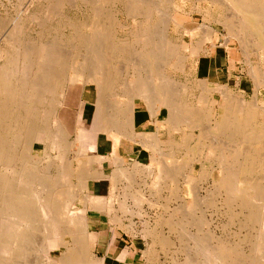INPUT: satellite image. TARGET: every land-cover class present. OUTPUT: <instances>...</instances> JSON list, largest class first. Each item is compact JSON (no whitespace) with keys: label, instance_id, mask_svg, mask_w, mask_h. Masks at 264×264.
I'll list each match as a JSON object with an SVG mask.
<instances>
[{"label":"rangeland","instance_id":"rangeland-1","mask_svg":"<svg viewBox=\"0 0 264 264\" xmlns=\"http://www.w3.org/2000/svg\"><path fill=\"white\" fill-rule=\"evenodd\" d=\"M66 1L0 0V92L3 91L0 109L4 101L17 114L16 123H11L12 128L6 131L9 116H0V137L7 141L0 145V153L9 148L15 155L10 167L0 164V197L14 198L22 190L34 209L32 226L8 211L5 214L13 219L4 221L3 209L0 210V233L8 228L6 238H12L8 244L2 245L0 241V261L59 264L60 257L72 254L73 239L79 235L74 229L88 228L89 212L95 206L106 212L110 203L89 191L93 180L106 175L101 162L112 159L120 142L126 141L112 127L117 122L116 127L129 126L128 135L135 142L148 144L153 155L150 164L136 162L130 168L124 163L127 166L124 177L115 178V170L108 175L114 190L121 185L129 193L115 196V202L128 198L134 210H115V214L107 211L112 224L107 214L92 212V218L97 220L95 226L102 222L105 232L98 233V227L96 230L95 226L90 227L87 257L91 264H106L103 244L95 247L92 240L99 235L103 243L112 242L113 252L128 245L132 251L134 247V258L128 264H259L260 261L264 264V244L262 250L257 249L262 222L248 218L250 206L260 208V205L254 202L257 200L247 201L249 196L254 197L252 191L245 189L241 196L234 195L231 188L221 184L217 145L222 144V155L232 166L231 152L241 144L244 147L245 129L264 135V47L256 29L245 24L242 14L225 0H92L99 2L96 5L91 0L70 3L68 0L69 4ZM127 5L133 9L130 13ZM148 6L153 8L148 10ZM98 9H102L100 13ZM64 16H70L69 22ZM43 23L47 25L43 27ZM46 53L49 56L55 53L58 64L41 67L40 61L51 58ZM101 55H104L102 62L98 59ZM179 56L182 61L176 65ZM88 60L93 67L89 62L86 66ZM48 67L59 73L58 83L54 80L48 82L50 85L47 83L48 88L45 84L32 87L37 76H42V69L46 71ZM99 71L113 79L112 90L100 92L88 81L93 76L101 79ZM79 72L83 77L77 76ZM87 72L95 74L91 78ZM6 85L9 89L3 90ZM99 95H104L103 99ZM165 96L175 103L174 110L187 111L178 115L179 124L166 122ZM100 99L108 105V120H113L104 121L102 130L97 129L94 121ZM53 105L54 112L50 114L48 108ZM140 105L151 111L154 108L153 112L148 110L149 117L156 118L155 128L149 126L150 131L137 124ZM159 109L163 111L158 113ZM26 112L31 114L26 116ZM26 118L44 127L49 124L53 135L34 136L32 127L24 126ZM144 126L148 129L147 123ZM107 138L114 145L111 156L98 153L101 149L98 142ZM251 148L254 152L258 150L257 145ZM67 166L75 169L68 178L63 173ZM82 172L86 178L81 185ZM44 185L59 190L60 194H48L42 189ZM3 191L8 193L4 192V196ZM47 199H53L52 207L45 204ZM110 204L108 207L112 209ZM54 219L59 220L58 228L50 227ZM68 230L71 232L66 234ZM23 232L29 234L24 236L26 239L21 235ZM234 246L238 253L234 249L224 250Z\"/></svg>","mask_w":264,"mask_h":264},{"label":"bare ground","instance_id":"bare-ground-1","mask_svg":"<svg viewBox=\"0 0 264 264\" xmlns=\"http://www.w3.org/2000/svg\"><path fill=\"white\" fill-rule=\"evenodd\" d=\"M55 1V0H54ZM62 1V0H61ZM68 1V0H67ZM66 1V2H67ZM70 1H72V0H69V3H70ZM81 1V0H80ZM94 1V0H93ZM98 1V0H97ZM221 1V0H220ZM51 2V1H50ZM87 2H90V1H87ZM95 2V1H94ZM93 2V3H94ZM225 2H228V4L233 8V9H235V11H237V12H240L241 14H242V17H244V19H245V21L247 22V23H245V24H247L248 26H252L253 28H255L256 29V33L258 34V37H259V40H263L262 42H263V47H264V0H225ZM57 1H56V3H55V5H56V7H57ZM59 3H60V1H59ZM68 3V2H67ZM68 3V4H69ZM72 3V2H71ZM91 3H92V0H91ZM91 3H90V5H91ZM92 3V4H93ZM97 3V2H96ZM96 3H94L95 5H96ZM99 3V2H98ZM97 3V4H98ZM100 3H103V1L102 2H100ZM52 4V3H51ZM54 4V3H53ZM93 4V5H94ZM105 4V3H104ZM72 5V4H71ZM85 5V4H84ZM75 6V5H74ZM51 7V6H50ZM55 7V6H54ZM96 9L98 8V7H95ZM127 10H128V12L130 13L133 9H132V7H130L129 5H127ZM153 7H149L148 6V10H150V9H152ZM93 11L95 10V9H92ZM99 11H98V13H100V11L102 10H100V9H98ZM54 11H57V10H54ZM107 11H108V9H107ZM106 11V12H107ZM94 12H97V10H95ZM103 12V11H102ZM111 12V11H110ZM52 13V12H51ZM98 13H95V14H97V16H98ZM114 13V12H113ZM143 13V12H142ZM146 13H149L148 11L146 12ZM53 14V13H52ZM61 14V13H60ZM64 15V14H63ZM100 15V14H99ZM104 15V14H103ZM102 15V16H103ZM144 15H146V14H144ZM55 16V15H54ZM57 16V15H56ZM55 16V17H56ZM60 16V15H59ZM68 16V15H67ZM135 16V15H134ZM48 17V16H47ZM65 17V21H66V16H64ZM94 17V16H93ZM95 17H96V15H95ZM41 18V17H40ZM68 18H70V16L68 17ZM67 18V19H68ZM72 18V17H71ZM116 18V17H115ZM135 18V17H134ZM241 18V17H240ZM73 19V18H72ZM86 19V18H85ZM46 20V19H45ZM61 20V19H60ZM79 20V19H78ZM107 21H108V19H107ZM45 22V21H44ZM61 22V21H60ZM68 22H69V19H68ZM62 23V22H61ZM89 23V22H88ZM88 23L86 24V25H88ZM113 23V22H112ZM39 24H40V22H39ZM44 24V23H43ZM73 25L74 24H76V23H72ZM71 23H70V25H72ZM107 24V23H106ZM45 25H47L46 23L43 25V27L45 26ZM55 25V24H54ZM57 25H59L60 26V24H58L57 23ZM69 25V24H68ZM77 25V24H76ZM84 25H85V23H84ZM90 25H92L91 23H90ZM116 25V24H115ZM39 26V25H38ZM40 26H42L41 24H40ZM50 26H51V23H50ZM75 26V25H74ZM105 26H107V25H105ZM143 26H145L144 28H146V27H148V26H146V25H143ZM77 27V26H76ZM100 27V26H99ZM115 27V26H114ZM123 27V26H122ZM73 28V27H72ZM101 28V27H100ZM148 28H150V27H148ZM251 28V27H250ZM56 29V28H55ZM123 29V28H122ZM77 30V29H76ZM154 31H155V28H154ZM157 32V31H156ZM82 33V32H81ZM80 33V34H81ZM255 33V34H256ZM64 34V33H63ZM59 35V34H58ZM112 35V34H111ZM159 35V34H158ZM99 36V35H98ZM75 38V37H74ZM155 38H157V37H155ZM56 39V38H55ZM97 39H98V37H97ZM158 39V38H157ZM101 40H99V42H100ZM56 42H57V40H56ZM87 42V41H86ZM157 42H158V40H157ZM74 43V42H73ZM160 43V42H159ZM48 44H49V42H48ZM98 44H100V43H98ZM52 45V44H51ZM51 45H49L50 47H52L53 45H55L54 43H53V45L51 46ZM85 45V44H84ZM117 45V44H116ZM163 45V44H162ZM61 46V45H60ZM96 46H98L97 45V43H96ZM49 47V48H50ZM63 47V46H62ZM120 47V46H119ZM119 47H118V49H119ZM157 47H159V46H157ZM162 47V46H161ZM25 48V47H24ZM57 48V47H56ZM58 48H59V46H58ZM64 48V47H63ZM121 48V47H120ZM164 48V47H163ZM162 48V49H163ZM29 49H30V47H29ZM60 49H61V47H60ZM95 49V48H94ZM100 49V48H99ZM99 49H97L96 48V50H99ZM102 49V48H101ZM26 50H28V49H26ZM31 50V49H30ZM43 50V49H42ZM46 50V49H45ZM47 50H49V49H47ZM58 50V49H57ZM164 50V49H163ZM16 51H17V49H16ZM45 52H47V51H45ZM55 52V51H54ZM64 52V51H63ZM170 52H171V50H170ZM51 53H53V52H51ZM57 53V52H56ZM61 53H62V51H61ZM29 54V53H28ZM32 54H34L33 52H32ZM31 54V55H32ZM47 54V53H46ZM70 54V53H69ZM94 54V53H93ZM158 54V53H157ZM172 54V53H171ZM35 55V54H34ZM48 55V54H47ZM51 55V54H50ZM54 55H55V53H54ZM49 56L48 55V57H51L50 58V60L49 61H47V62H44V61H40V62H42L41 63V67H45L47 64L48 65H53V64H58V62L56 61V58L57 57H55V56ZM60 55H62V54H60ZM63 55H64V53H63ZM66 55V54H65ZM64 55V56H65ZM85 55V54H84ZM105 55V54H104ZM104 55H101V57L100 58H98V59H100V61L102 62V60L101 59H103L102 58V56H104ZM172 55H174V54H172ZM176 55H177V52H176ZM18 56V55H17ZM82 56V55H81ZM92 56V55H91ZM31 57H33V55L31 56ZM30 57V58H31ZM52 57H54V58H52ZM83 57V56H82ZM97 57V56H96ZM96 57H95V60H96ZM99 57V56H98ZM151 57V56H150ZM158 57V56H157ZM159 57H160V55H159ZM162 57V56H161ZM177 57V56H176ZM15 58V57H14ZM178 58V57H177ZM33 59V58H32ZM41 59V58H40ZM48 59V58H47ZM86 59H87V57H86ZM89 59V58H88ZM97 59V60H98ZM1 60V59H0ZM34 60V59H33ZM69 60V59H68ZM91 60V59H90ZM93 60V59H92ZM95 61L96 63H97V65H98V63H100V62H98V61ZM178 60V59H177ZM3 61V60H2ZM35 61V60H34ZM46 61V60H45ZM59 61V60H58ZM65 61V60H64ZM181 61H182V59H181V56H179V61H177V63H175L176 65L177 64H179V63H181ZM37 62V61H36ZM81 62V61H80ZM88 62H89V60L87 61V64H86V66H88V65H90V64H88ZM95 62H93V64H94V66L96 65V63ZM3 64V63H2ZM34 64V63H33ZM40 64V63H39ZM63 65V64H62ZM82 65V64H81ZM97 65H96V67H97ZM102 66H103V64H101ZM29 66H31V65H29ZM83 66V65H82ZM91 67H93L92 66V64L90 65ZM99 67H100V65H98ZM162 66V65H161ZM32 67V66H31ZM65 67V66H64ZM91 67H89L88 69H90ZM104 67V66H103ZM183 67V66H182ZM49 68V67H48ZM48 68H46L47 70H48ZM50 68H51V66H50ZM50 68H49V71H45V69H42V70H44L43 72H42V76H40V74L37 76L38 78H37V81L36 80H34V82L31 84V86L33 87L35 84L36 85H38L39 86V84L40 85H43V84H45V86L47 87V83L48 82H52V81H54V80H57V83H58V75H59V73H57L56 72V70L54 71V70H51L50 71ZM66 69V68H65ZM85 69V68H84ZM87 69V68H86ZM87 69V70H88ZM91 70V69H90ZM92 70H93V68H92ZM102 70V69H101ZM83 71V70H82ZM148 71V70H147ZM89 72V71H88ZM87 72V74H89ZM7 73V72H6ZM6 73H5V75H6ZM29 73V72H28ZM66 73V72H65ZM76 73H77V71H76ZM80 73V72H79ZM99 73H100V75H99V77L101 78V79H98L97 78V76L96 77H94L93 75L95 74V72L94 73H92V74H89V75H91L90 77L92 78V76H93V78L92 79H90V80H88L89 82H91V84H93L94 86L93 87H95V89L96 90H99L100 92H103V91H109V90H112V88H113V79L110 77V76H108L106 73H104V72H102V71H99ZM60 74H61V72H60ZM63 74H64V72H63ZM96 74H97V72H96ZM9 76L11 75V74H8ZM62 75V74H61ZM60 75V76H61ZM81 76L82 75V73H80V74H77V76ZM4 76V75H3ZM25 76V75H24ZM6 77L7 76H5V82H6ZM82 77H83V75H82ZM1 78V77H0ZM8 78H10V77H8ZM8 78H7V80H8ZM27 78H28V76H27ZM60 78V77H59ZM76 78V77H75ZM29 79V78H28ZM27 79V80H28ZM10 80V79H9ZM7 81V82H10V81ZM36 81V82H35ZM73 81H75V79L73 80ZM166 81H167V79H166ZM170 81V80H169ZM55 82V81H54ZM168 82V81H167ZM3 83V82H2ZM161 83V82H160ZM126 84V83H125ZM146 84V83H145ZM8 86H9V83L7 84ZM7 85L5 86V88H3V90H6V89H9V87H7ZM48 85H50L49 83H48ZM161 85V84H160ZM54 86H56L55 84H54ZM92 86V85H91ZM146 86V85H145ZM2 87H4V86H2ZM42 87V86H41ZM41 87H39V88H41ZM43 87H44V85H43ZM52 87H53V85H52ZM171 87V86H170ZM48 88V87H47ZM46 88V89H47ZM51 88V87H50ZM54 88V87H53ZM52 88V89H53ZM145 88H148V86L147 87H145ZM215 88V87H214ZM2 89V88H1ZM43 88H41V90H42ZM55 89V88H54ZM50 90V89H49ZM146 90H149V89H146ZM150 90H154L153 88L151 89L150 88ZM149 90V91H150ZM37 91H38V89H37ZM148 91V92H149ZM1 92H3V91H1ZM1 92H0V94H1ZM5 92V91H4ZM41 92H43V91H41ZM98 92V91H97ZM135 92V91H134ZM40 93V92H39ZM142 93V94H141ZM144 93H145V91H144ZM37 94H38V92H37ZM99 94V93H98ZM102 94V93H101ZM133 94V93H132ZM162 94H164V92L162 93ZM5 95V94H4ZM7 95V94H6ZM40 95H41V93H40ZM125 95H126V93H125ZM130 95V94H129ZM136 95H137V93H136ZM135 95V96H136ZM9 96V95H8ZM38 96H39V94H38ZM54 96V95H53ZM101 98L102 97H104V95H99ZM138 96V95H137ZM140 96H144L143 95V92H140ZM164 96V95H163ZM130 97H131V95H130ZM151 97V96H150ZM150 97H148V99H150ZM167 96H165V98H164V100L165 99H167V100H165V101H167L166 102V108H165V112L167 111V109H168V112H166V115H167V117H166V122L167 123H177V121H178V115H182V114H184V113H186L187 111L185 110V108H183V111H182V108H180L181 110H174L173 108H175L174 107V105H175V103L173 102V100L170 98V97H167ZM32 99H33V97H32ZM103 99V98H102ZM147 99V100H148ZM38 100V99H37ZM152 100V99H151ZM169 100V101H168ZM27 101V100H26ZM35 101V100H34ZM44 101V100H43ZM171 101V102H170ZM169 102V103H168ZM254 102V101H253ZM6 103V104H5ZM44 103V102H43ZM51 103V102H50ZM148 103V106H149V104H151L150 103V101H148L147 102ZM163 103V102H162ZM52 104H53V102H52ZM255 104V103H254ZM254 104H252V105H254ZM2 105H3V108L2 109H0V116L1 115H3V114H8V120H9V122H7V125L8 126H6L5 125V128H4V130L6 131V129H8V127L9 128H12L11 127V123H13V124H15L16 123V116H17V114L15 113V111H14V108L9 104V103H7V102H2ZM110 105V104H109ZM250 105V104H249ZM256 105V104H255ZM254 105V106H255ZM36 106V105H35ZM51 106V105H50ZM153 105H150L149 107H152ZM155 106V105H154ZM107 107H108V105L106 104V103H104V102H102L101 101V99H100V101L96 104V111H95V125H97L98 126V128L97 129H99V130H102L101 129V124H104V121H106V120H108V118H107V115H108V111H107ZM149 107H147V108H149ZM257 107V106H256ZM43 109H44V106L42 107ZM41 108V109H42ZM46 108V107H45ZM48 108V107H47ZM52 108H54V105H53V107H50V108H48L49 109V111H50V114H53V112H54V110L52 109ZM158 108V107H157ZM34 109H36V108H34ZM129 109V108H128ZM151 108H149L148 110L149 111H151L150 110ZM40 110V109H39ZM39 110H38V112H39ZM44 110H47V109H44ZM43 110V111H44ZM153 110H154V108H152V111L151 112H153ZM160 111L158 112V113H161L162 111H163V109H159ZM257 110L258 109H256V112H257ZM42 111V110H41ZM48 111V110H47ZM255 111V110H254ZM46 112V111H45ZM178 112H179V114H178ZM40 113V112H39ZM44 113V112H43ZM29 114H31V113H28V112H26V116L27 115H29ZM38 114V113H37ZM149 114H151V113H149ZM124 118V117H123ZM111 118H109V120H110ZM108 120V121H109ZM180 120V119H179ZM111 121H113L112 119H111ZM110 121V123L112 124V122ZM117 121V120H116ZM184 121V120H183ZM206 121V120H205ZM127 122V121H126ZM182 121H180V123H181ZM24 123V122H23ZM116 123L117 122H115V124L112 126V127H114L113 129H114V131H115V133L117 134V136L119 137V138H121V137H124L126 140H128V141H134L133 139V137H130V135H128V132H127V130L129 129V126H124V128H123V126H119V127H116ZM184 123V122H183ZM189 123V122H188ZM177 124H179V123H177ZM127 125H131V126H133L134 125V123H127ZM25 127H28V126H30V127H32V130H33V132H34V136H38V137H41L40 135L42 134L43 135V137L44 136H46V137H50V136H52L53 135V132L54 131H52L51 130V127L52 126H50L49 124H47L46 125V127H44L43 125H40L39 123H31L29 120H27V118H26V121H25V125H24ZM103 126V125H102ZM135 126V125H134ZM209 126V125H208ZM157 128V127H156ZM197 129V128H196ZM80 131V130H79ZM26 132V131H25ZM109 132V131H108ZM154 132V131H153ZM80 133V132H79ZM104 133V132H103ZM114 133V132H113ZM115 133H114V135H115ZM139 133V132H138ZM146 133V132H145ZM57 134V133H56ZM86 134V133H85ZM147 134V133H146ZM145 134V135H146ZM156 134V133H155ZM240 134V133H239ZM243 134H245V143H244V147H243V145L241 144V146L240 147H235V149L234 150H232V152H231V156H233L232 157V166H228V160L222 155V150H223V148H222V144L220 143V142H218V151H219V153H218V155H220L219 156V158H218V168L221 170L220 171V178H221V180H220V182H221V184L222 185H225L226 187H229V188H231L232 189V194H236V195H240V194H242V191H245V189H248L249 191H252V195L254 196L253 198H251V196H249L250 198H248V202H249V200H257V201H259V202H257V201H254L255 203H256V205H260V208H256V207H254V208H251V206H250V208H249V214H248V218H252L253 220L254 219H259L261 222H262V230L260 231V233H259V235H258V241H259V247L257 248V249H261L262 247H263V244H264V173H263V168H264V163H263V158H264V143H263V133L262 134H258V133H253L252 132V130H250V129H245V131L243 132ZM58 135V134H57ZM106 135H107V133H106ZM149 135V134H148ZM150 136V135H149ZM152 136V135H151ZM150 136V137H151ZM56 137V136H55ZM109 137V136H108ZM149 137V138H150ZM61 138V137H60ZM111 138V137H110ZM237 138H239V137H237ZM31 139V138H30ZM113 139V138H112ZM155 139V138H154ZM56 140V139H55ZM114 140V139H113ZM32 141V140H31ZM53 141H54V139H53ZM69 141V140H68ZM116 141V140H115ZM118 141V140H117ZM217 141V140H216ZM220 141V140H219ZM5 142H7V141H5V139H2L1 137H0V145H4V143ZM63 142V141H62ZM242 142H244V140L242 141ZM117 143V142H116ZM225 143V142H224ZM152 144V143H151ZM226 144V143H225ZM60 145V144H59ZM146 145H148V144H146ZM252 145H257L258 146V150H256L257 152H254V151H252V148H251V146ZM57 147V146H56ZM78 147V146H77ZM53 149V148H52ZM217 150V149H216ZM67 152V151H66ZM116 153L114 154V155H112L113 156V158H112V160H114L115 161V166H116V169H114L115 170V178H120V176L121 177H124V176H126L127 175V166H124V163H125V161L123 160V158H122V156H121V154H120V150H119V148L118 149H116V151H115ZM80 153V152H79ZM66 154V153H65ZM224 154V153H223ZM46 156V155H45ZM103 156V155H102ZM101 156V157H102ZM102 158H104V157H102ZM14 159H15V155L11 152V150L8 148L7 149V151H5L4 153H0V164L2 165V166H7L8 165V167H10L11 166V163L14 161ZM260 160H262V162L260 163ZM154 162V161H153ZM157 162H158V160H157ZM73 163V162H72ZM128 163V162H127ZM143 165V164H142ZM73 166V165H72ZM129 167V166H128ZM153 167V166H152ZM76 168V167H75ZM143 168H144V166H143ZM150 168V167H149ZM166 169V168H165ZM215 169V168H214ZM72 170H75V169H72V168H70V166H67L66 168H64V174H66L67 175V178L69 177V176H71V174H72ZM173 173V172H172ZM84 174H85V172H84ZM149 174H150V172H149ZM82 175V176H81ZM81 175H79V176H81V177H79V179H80V182H81V185L83 184V182H84V179L86 178V177H83V172L81 173ZM167 175H168V173H167ZM169 175H170V173H169ZM174 175V174H173ZM89 176H90V174H89ZM165 178V177H164ZM76 179V178H75ZM88 179V178H87ZM67 180V179H66ZM129 180V179H128ZM189 181V180H188ZM190 182V181H189ZM5 186V185H4ZM41 186V185H40ZM160 186H162V185H160ZM217 186V185H216ZM42 187V186H41ZM4 188V187H3ZM52 187L51 186H49V185H44L43 186V188L42 189H45V191L46 192H48V194H52V195H59L60 194V192H59V190H58V192L57 191H53V190H50ZM5 189H6V187H5ZM18 189V188H17ZM161 189V188H160ZM16 190V189H15ZM19 190V189H18ZM224 190V189H223ZM240 191H241V193H240ZM5 191H3V193H4ZM28 192V191H27ZM217 192H218V190H217ZM222 192V191H221ZM5 193H8V191L7 192H5ZM5 193H4V196H5ZM11 193H16L15 191L14 192H12L11 191ZM220 193V192H219ZM33 194V193H32ZM227 194V193H226ZM16 197H14V198H8V197H3V198H1L0 199V202L3 204V206L1 205L0 206V210L2 211V209H3V212L4 211H8V212H12L14 215H16V217L18 218V220L19 221H21L22 222V220L23 221H25V224H26V222H27V225L29 224V225H31L32 226V224H31V222H32V219H33V212H34V209L32 208V207H30V204H28L29 202V200H27L26 198H24V195H23V191L21 190V191H18L17 193H16ZM35 194H33V196H34ZM251 195V194H250ZM241 196V195H240ZM27 197V196H26ZM29 197H31V196H29ZM223 197V196H222ZM243 198V201H244V196L242 197ZM144 199V198H143ZM141 201V200H140ZM30 202H31V200H30ZM141 203V202H140ZM247 203V202H246ZM45 204H47V205H50L51 207L53 206V199L51 200V199H47L46 201H45ZM233 204H235V203H233ZM37 206V205H36ZM49 206V207H50ZM77 209V208H76ZM94 209H97V210H99V208L98 207H94ZM51 210H52V208H51ZM100 211V210H99ZM71 213V212H70ZM83 213V212H82ZM60 214V213H59ZM182 214H184V213H182ZM43 215V214H42ZM3 217H5V219H3L4 221L5 220H7L8 219V221H9V219H13V217H11L10 215H8V214H5V212L3 213V215H2ZM11 217V218H10ZM15 217V216H14ZM16 217H15V219H16ZM44 217V216H43ZM45 218V217H44ZM15 219H14V221H15ZM1 220H2V218H1ZM63 220V219H62ZM235 220V219H234ZM239 220V219H238ZM3 221V222H4ZM7 221V223L9 224V222ZM44 221H45V219H44ZM50 221V220H49ZM59 220L58 219H54V220H52V223H53V225L51 224V226L50 227H52L53 228V226H56L57 228L60 226V223L58 222ZM64 221V220H63ZM2 222V221H1ZM20 222V223H21ZM259 222V221H258ZM5 223V222H4ZM22 223H24V222H22ZM6 224V223H5ZM8 224L6 225V226H8ZM14 224V223H13ZM35 224V223H34ZM236 224H238V223H236ZM10 225H12L11 223H10ZM14 225H16L17 226V224H14ZM19 225V224H18ZM74 225H77V224H75L74 223ZM1 226V225H0ZM13 226V225H12ZM19 226H21V225H19ZM80 225H78V227H79ZM15 227V226H14ZM18 227V226H17ZM33 227H36V225H33ZM38 227V226H37ZM81 227V230L79 229L78 231L76 230V228L74 229V231H76L75 232V234L77 233V232H79V235L77 236L78 238L77 239H73L74 240V248L71 250V253L72 254H69L68 256H66L65 257V255H63V257L61 258L60 257V261H59V264H64L66 261V263L68 264H71V261H72V264H91L90 263V261L88 260L89 258L87 257V254H88V248H89V240H90V227L91 226H88V228L87 227H85L84 229H83V226H80ZM4 228V227H3ZM10 228H11V226H10ZM51 229V228H50ZM64 229V228H63ZM26 230V229H25ZM5 231H9L8 230V228H7V230H5ZM5 231H3V233L1 234L0 233V241H2V245H4V244H8L7 242H8V239L12 242V238H11V236H10V238L8 237V238H6L7 236L5 235L6 233H5ZM44 231V230H43ZM52 231H54L53 229H52ZM238 231V230H237ZM1 232V231H0ZM26 232H29V230L27 231L26 230ZM71 232V230H68L67 232H66V234H68V233H70ZM8 233L9 232H7V235H8ZM14 233V232H13ZM11 233H9V235H10ZM28 234V233H27ZM27 234L25 233V232H23L21 235L24 237V236H27ZM52 234H54V232L52 233ZM21 235H19L18 237H20ZM29 235V234H28ZM61 235V234H60ZM31 236V235H30ZM49 236V235H48ZM14 238H15V236H14ZM20 238H22V237H20ZM25 238V237H24ZM75 238V237H74ZM255 238V237H254ZM26 239V238H25ZM32 239V238H31ZM30 239V240H31ZM20 240V239H19ZM49 240V239H48ZM72 240V241H73ZM9 241V242H10ZM240 241V240H239ZM10 242V243H11ZM26 242V241H25ZM28 242H30V241H28ZM17 243V242H16ZM24 243V242H23ZM202 243V242H201ZM70 244V243H69ZM18 245V244H17ZM1 246V245H0ZM68 246V245H67ZM7 247V246H6ZM5 247V248H6ZM1 248V247H0ZM4 248V247H3ZM21 248V247H20ZM201 248V247H200ZM41 249V248H40ZM204 249V248H203ZM234 249V251L236 252V253H238V248H237V246H234V247H230V248H226V247H224V250L226 251V250H233ZM24 250V249H23ZM209 250V249H208ZM223 250V251H224ZM262 250V249H261ZM13 251V250H12ZM47 251V250H46ZM19 252V251H18ZM26 252H27V250H26ZM188 252V251H187ZM202 252V251H201ZM258 252H261L262 253V251H258ZM13 253V252H12ZM207 253H209L208 251H207ZM189 254V253H188ZM262 255V254H261ZM2 256V255H1ZM38 256V255H37ZM213 256V255H212ZM46 257V256H45ZM64 257H65V259H64ZM218 257V256H217ZM216 257V260L218 259ZM36 258V257H35ZM189 258V257H188ZM213 258H214V256H213ZM232 258L233 259H235L236 258V255H232ZM206 259V258H205ZM208 259H209V257H208ZM207 259V260H208ZM261 259L263 260V257H261ZM194 260V259H193ZM57 261V262H58ZM206 261V260H205ZM205 261H203V262H205ZM61 262V263H60ZM13 262H1L0 261V264H12ZM15 263V262H14ZM65 263V264H66ZM202 264H204V263H202ZM259 264H263V261H260L259 262Z\"/></svg>","mask_w":264,"mask_h":264},{"label":"crops","instance_id":"crops-1","mask_svg":"<svg viewBox=\"0 0 264 264\" xmlns=\"http://www.w3.org/2000/svg\"><path fill=\"white\" fill-rule=\"evenodd\" d=\"M145 105V104H144ZM137 111L139 112V116L140 118H138V126L144 127L141 129L144 130H149V126L153 128H155V125L153 124V121L156 119L155 117H149V113H148V109L145 108V106L140 105L139 107L137 106ZM150 119H152V121H150ZM147 123V128L145 129V124ZM152 128V129H153ZM127 141V140H126ZM120 142L119 144V150H120V154L123 158V160L125 161V164L127 166H129L130 168L134 167V164L136 162H141L143 165L145 164H150L151 159H152V150L150 149V147L142 142H135V141H131V142ZM113 142L111 140H109L108 138L105 140V142H98V147L99 148H103L102 150L99 149L98 153L101 154H105L108 156H111L113 154ZM115 162V161H114ZM114 162L112 159H105L101 162V168L103 170V172L106 174L105 176H103L101 179L99 180H93V183L91 184L90 187V191L89 193L92 195H101L105 198L106 204L109 203L112 206V209H109L108 205H107V209L106 212L103 211H99L97 209H93L89 212V223L90 226H95V222H97V220L94 218H92V212H98L102 214H107L108 215V221L112 224L113 222L111 221V215L107 212V211H112L113 214L114 211H118V210H122V211H129V210H134L133 207H130V201L128 200V198H121L120 201L124 202L127 201L126 204H122L120 201L118 202V204L115 202V196L117 195H129V193L126 192V190L122 189V186L119 185L118 188H116V190H114L111 179L108 177V175L116 168V166L114 165ZM128 162V163H127ZM121 204V205H120ZM128 215V214H127ZM133 217V214H132ZM99 224H96L95 226V230L96 227L98 231V233H104L105 230L104 228H101V224L102 222H98ZM133 226V224H131ZM92 229V228H91ZM91 229H90V235H91ZM92 237V236H91ZM92 240L95 242V247L98 243H102V248L104 250V255L102 256L105 259V263L106 264H128L130 259H133V253H134V247H133V241H131L130 246L133 247V250L130 251L129 250V245L126 246V248H121L120 250L116 249L113 252L112 249V242H106L103 243L100 238V235L98 236V238L93 239ZM118 242V241H116Z\"/></svg>","mask_w":264,"mask_h":264}]
</instances>
